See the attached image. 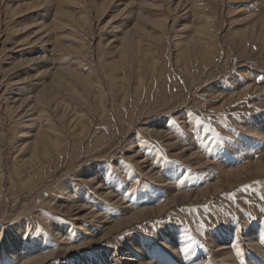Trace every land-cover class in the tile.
I'll use <instances>...</instances> for the list:
<instances>
[{
    "label": "rangeland",
    "instance_id": "1",
    "mask_svg": "<svg viewBox=\"0 0 264 264\" xmlns=\"http://www.w3.org/2000/svg\"><path fill=\"white\" fill-rule=\"evenodd\" d=\"M27 260L264 264V0H0V264Z\"/></svg>",
    "mask_w": 264,
    "mask_h": 264
},
{
    "label": "bare ground",
    "instance_id": "2",
    "mask_svg": "<svg viewBox=\"0 0 264 264\" xmlns=\"http://www.w3.org/2000/svg\"><path fill=\"white\" fill-rule=\"evenodd\" d=\"M124 40V43L126 44L127 42H128V40H127V36L123 39ZM123 43V44H124ZM189 48H190V46H188ZM126 48V47H125ZM191 51L190 49H187L186 50V52L187 53H185V54H188V52L189 51ZM45 99V96H43V95H38V97H37V102H38V104H40V103H42L43 102V100ZM259 163V162H258ZM234 170H231L230 171V173L231 174H235L236 172H233ZM149 174H151V172H149ZM147 175V174H146ZM149 176V175H148ZM158 177H159V175H158ZM200 194V193H199ZM184 195H186V196H190V194L189 193H185ZM179 196V194H177L175 197H178ZM165 208L167 207V205H163ZM82 208L83 207H79V209H81L82 210ZM87 209V208H86ZM72 210V209H71ZM161 210V209H160ZM156 212V211H155ZM141 213H143V211H141V212H139L138 214H141ZM93 214V215H92ZM138 214L136 213L135 215H133L132 217H134L135 216V218L137 219V217H138ZM87 216H89V217H91V218H95L96 217V214H94V213H92V212H89L88 214H87ZM79 219H81V218H78L77 220H79ZM93 220V219H92ZM253 241V240H252ZM252 247H255V245H253V244H250ZM257 247V246H256ZM255 249V248H254ZM42 262V260H40L39 262H37V263H35V260H27V261H25L24 263H22V264H42L41 263Z\"/></svg>",
    "mask_w": 264,
    "mask_h": 264
},
{
    "label": "snow or ice",
    "instance_id": "3",
    "mask_svg": "<svg viewBox=\"0 0 264 264\" xmlns=\"http://www.w3.org/2000/svg\"><path fill=\"white\" fill-rule=\"evenodd\" d=\"M197 123H199V121H197ZM239 254V253H238Z\"/></svg>",
    "mask_w": 264,
    "mask_h": 264
}]
</instances>
